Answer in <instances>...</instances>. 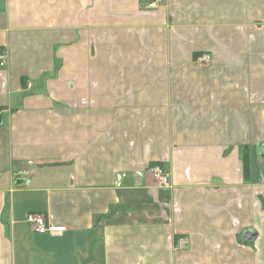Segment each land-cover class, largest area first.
I'll list each match as a JSON object with an SVG mask.
<instances>
[{
  "label": "crops",
  "instance_id": "1",
  "mask_svg": "<svg viewBox=\"0 0 264 264\" xmlns=\"http://www.w3.org/2000/svg\"><path fill=\"white\" fill-rule=\"evenodd\" d=\"M149 1L0 0V264H264V0Z\"/></svg>",
  "mask_w": 264,
  "mask_h": 264
},
{
  "label": "built area",
  "instance_id": "2",
  "mask_svg": "<svg viewBox=\"0 0 264 264\" xmlns=\"http://www.w3.org/2000/svg\"><path fill=\"white\" fill-rule=\"evenodd\" d=\"M163 6V0H151L144 3V9L147 13L154 12ZM199 62L208 64L211 61L210 54H203L198 59ZM8 64V56L4 50L0 51V68H5ZM31 87V85H29ZM149 172L153 177L159 181L162 187L170 186V176L160 165H155L149 168ZM27 222L32 226L34 232L38 234L58 235L67 231L66 227L58 226L55 224V217L51 214H29ZM188 241L185 238H179L176 241L174 249L182 251L187 249Z\"/></svg>",
  "mask_w": 264,
  "mask_h": 264
}]
</instances>
